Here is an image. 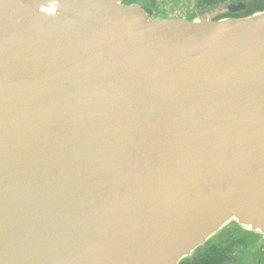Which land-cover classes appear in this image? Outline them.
Segmentation results:
<instances>
[{
  "label": "water",
  "instance_id": "obj_1",
  "mask_svg": "<svg viewBox=\"0 0 264 264\" xmlns=\"http://www.w3.org/2000/svg\"><path fill=\"white\" fill-rule=\"evenodd\" d=\"M0 0V264H181L264 238V11Z\"/></svg>",
  "mask_w": 264,
  "mask_h": 264
},
{
  "label": "flooded vegetation",
  "instance_id": "obj_2",
  "mask_svg": "<svg viewBox=\"0 0 264 264\" xmlns=\"http://www.w3.org/2000/svg\"><path fill=\"white\" fill-rule=\"evenodd\" d=\"M145 12L150 20H185L196 13H215L211 21L243 19L264 11V0H124ZM225 234L219 236V234ZM252 242L255 253L248 250ZM182 264H264V238L236 224L224 228Z\"/></svg>",
  "mask_w": 264,
  "mask_h": 264
},
{
  "label": "rangeland",
  "instance_id": "obj_3",
  "mask_svg": "<svg viewBox=\"0 0 264 264\" xmlns=\"http://www.w3.org/2000/svg\"><path fill=\"white\" fill-rule=\"evenodd\" d=\"M193 15H194V14H193ZM193 15H191V16H193ZM162 18H163V19H166V18H164V17H162ZM188 18H190V16H189ZM188 18H187V19H188ZM223 234H225V232L219 234V236H221V235H223ZM247 247H248V250H249V251L255 253V247H254V244H253L252 242L248 241V243H247Z\"/></svg>",
  "mask_w": 264,
  "mask_h": 264
},
{
  "label": "trees",
  "instance_id": "obj_4",
  "mask_svg": "<svg viewBox=\"0 0 264 264\" xmlns=\"http://www.w3.org/2000/svg\"><path fill=\"white\" fill-rule=\"evenodd\" d=\"M184 261H185V260H184ZM184 261H183V262H184ZM181 264H182V263H181Z\"/></svg>",
  "mask_w": 264,
  "mask_h": 264
}]
</instances>
